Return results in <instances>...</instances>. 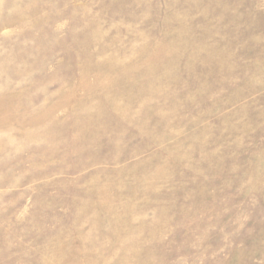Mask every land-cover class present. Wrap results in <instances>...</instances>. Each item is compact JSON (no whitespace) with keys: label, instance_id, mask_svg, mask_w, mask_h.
I'll use <instances>...</instances> for the list:
<instances>
[{"label":"rangeland","instance_id":"obj_1","mask_svg":"<svg viewBox=\"0 0 264 264\" xmlns=\"http://www.w3.org/2000/svg\"><path fill=\"white\" fill-rule=\"evenodd\" d=\"M0 264H264V0H0Z\"/></svg>","mask_w":264,"mask_h":264}]
</instances>
